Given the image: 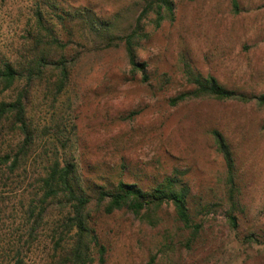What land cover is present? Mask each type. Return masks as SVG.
Wrapping results in <instances>:
<instances>
[{
    "label": "rangeland",
    "instance_id": "rangeland-1",
    "mask_svg": "<svg viewBox=\"0 0 264 264\" xmlns=\"http://www.w3.org/2000/svg\"><path fill=\"white\" fill-rule=\"evenodd\" d=\"M169 1L171 10L156 0H0V67L19 62L46 29L76 60L57 104L67 110L63 142L45 128L53 97L40 96L37 153L14 174L0 163V264H63L55 248L68 211L55 205L39 224L31 212L41 205L36 180L52 146L73 150L94 198L120 183L151 191L167 177L191 189L196 236L173 206L151 222L127 209L107 215L94 202L91 226L106 253L101 263L94 248L92 264H264V106L208 97L174 104L194 89L190 71L264 95V0ZM129 35L148 81L130 65ZM11 98L0 90V102ZM215 132L235 161L234 186ZM19 144L9 128L0 131L1 154ZM233 205L236 229L227 219Z\"/></svg>",
    "mask_w": 264,
    "mask_h": 264
},
{
    "label": "trees",
    "instance_id": "trees-1",
    "mask_svg": "<svg viewBox=\"0 0 264 264\" xmlns=\"http://www.w3.org/2000/svg\"><path fill=\"white\" fill-rule=\"evenodd\" d=\"M159 9L166 7L171 10L169 0H156ZM158 15H161L158 12ZM38 25L45 28L41 12L37 13ZM47 34H38L24 49L19 62H8L0 67V90L12 93V98L0 102V131L9 128L13 134L19 136L20 144L11 148L5 154L0 153V163L7 167L10 174L26 167L34 154L37 153L36 144L40 140V126L36 125L37 113L46 104L45 99L53 97L52 117L48 134L54 142H63L62 114L64 107H57L61 96L65 93L71 79L75 59L67 56L66 46L62 45L52 30L46 29ZM134 35L127 37V53L134 72L143 74V80L148 81L146 65L137 61L134 46ZM190 81L194 85L192 91L180 95L174 104L180 101L196 98H212L218 101H237L251 103L256 101L264 106V95L260 97L248 96L224 88L216 78L203 77L188 72ZM63 97V96H62ZM219 151L223 154L227 164L229 183L235 185V161L224 138L215 132ZM54 143L53 145H55ZM69 146H52L53 150H46L43 155L47 161L43 173L36 180L41 196V205L32 207V213L39 212L36 224L48 215L49 209L57 206L60 210H67L63 220L62 233L56 245L58 258L63 264H92L93 250L98 249L101 263H104L106 250L99 242L91 226L93 203L98 211L111 215L117 211L127 209L134 216L155 222L163 207L173 206L176 219L196 236L202 225L194 222L189 209L191 189L176 177H167L151 191H145L136 185L120 183L116 190H102L98 196H91L81 176L74 158L73 150ZM72 148V147H71ZM42 156V155H41ZM40 156V157H41ZM233 194V193H232ZM233 198V195L231 196ZM229 224L236 229L237 217L234 205L228 213Z\"/></svg>",
    "mask_w": 264,
    "mask_h": 264
}]
</instances>
